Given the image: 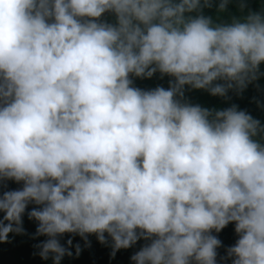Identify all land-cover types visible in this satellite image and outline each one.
<instances>
[{"label":"clouds","instance_id":"1","mask_svg":"<svg viewBox=\"0 0 264 264\" xmlns=\"http://www.w3.org/2000/svg\"><path fill=\"white\" fill-rule=\"evenodd\" d=\"M230 2L0 0V179L22 182L0 195V242L32 203L52 264L72 255L64 233H107L112 256L150 241L134 264H217L212 231L230 222L231 264H264V123L180 99L264 74V3L237 0L229 22L204 14ZM157 71L167 89L133 86Z\"/></svg>","mask_w":264,"mask_h":264},{"label":"trees","instance_id":"2","mask_svg":"<svg viewBox=\"0 0 264 264\" xmlns=\"http://www.w3.org/2000/svg\"><path fill=\"white\" fill-rule=\"evenodd\" d=\"M248 6L252 9H258L264 0H246ZM204 14L211 15L217 22H229L231 16L240 15L237 8V0H231L228 10L217 14L215 7L205 8ZM195 15V13H192ZM102 20L107 22H114V16L111 13H105ZM260 73H264V63L260 65ZM133 80V86L143 90L153 89L157 86L169 87V81L173 80L167 74H161L159 71L153 74L150 78L130 77ZM216 83H223V81H216ZM182 102L191 104H199L202 107L210 109H224L235 104L239 109L245 110L255 119L264 123V74L247 84L241 92L234 89H229L226 97L211 95L206 89H195L189 85L184 86L183 97L180 98ZM22 187V182L14 180L0 179V195L4 191L17 190ZM33 207H39L29 203L25 213L22 216V227L24 232L22 234L9 233V239L6 242H0V264H52L51 256L45 260L36 253L39 251L35 245L47 239L44 235H35L38 222L34 219H29L27 213ZM3 213L0 212V219ZM235 223L230 222L220 232L212 231L221 241V246L217 249V264H231V258L227 256V248L234 245L238 238L235 233ZM87 240L78 234L64 233L58 237L60 243L68 247L72 252L71 256L65 255L60 264H134L130 259L131 256L138 251L143 245L149 243L143 238L139 239L135 244L127 249H119L112 256L111 238L105 233L107 243H101L95 234H86ZM71 238L72 245L66 244V241ZM80 246L79 255L76 254L75 245Z\"/></svg>","mask_w":264,"mask_h":264}]
</instances>
